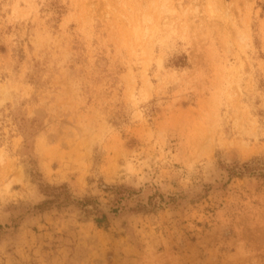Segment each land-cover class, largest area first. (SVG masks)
<instances>
[{"label": "rangeland", "instance_id": "374dc122", "mask_svg": "<svg viewBox=\"0 0 264 264\" xmlns=\"http://www.w3.org/2000/svg\"><path fill=\"white\" fill-rule=\"evenodd\" d=\"M0 264H264V0H0Z\"/></svg>", "mask_w": 264, "mask_h": 264}, {"label": "trees", "instance_id": "16d2710c", "mask_svg": "<svg viewBox=\"0 0 264 264\" xmlns=\"http://www.w3.org/2000/svg\"><path fill=\"white\" fill-rule=\"evenodd\" d=\"M106 220H107L106 216H103L101 219L97 220V223L98 225H101V223H103Z\"/></svg>", "mask_w": 264, "mask_h": 264}]
</instances>
